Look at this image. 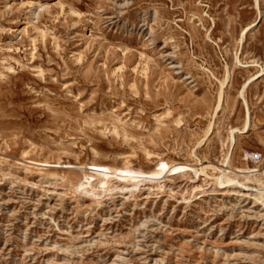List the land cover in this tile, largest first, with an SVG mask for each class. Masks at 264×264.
<instances>
[{"label":"rangeland","instance_id":"374dc122","mask_svg":"<svg viewBox=\"0 0 264 264\" xmlns=\"http://www.w3.org/2000/svg\"><path fill=\"white\" fill-rule=\"evenodd\" d=\"M0 264H264V0H0Z\"/></svg>","mask_w":264,"mask_h":264},{"label":"bare ground","instance_id":"6f19581e","mask_svg":"<svg viewBox=\"0 0 264 264\" xmlns=\"http://www.w3.org/2000/svg\"><path fill=\"white\" fill-rule=\"evenodd\" d=\"M222 98H223V92H221V94H220V99H219V103H218V107H217L218 109H219V108L221 107V105H222ZM218 109H217V110H218ZM247 123H248V122H247ZM223 173H224V172H223ZM222 175H223V174H222ZM222 178H223L222 176L219 177V181H220L221 184H223Z\"/></svg>","mask_w":264,"mask_h":264}]
</instances>
